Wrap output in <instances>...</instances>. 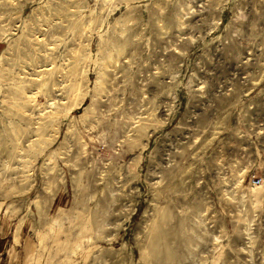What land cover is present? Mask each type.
<instances>
[{"label": "rangeland", "instance_id": "obj_1", "mask_svg": "<svg viewBox=\"0 0 264 264\" xmlns=\"http://www.w3.org/2000/svg\"><path fill=\"white\" fill-rule=\"evenodd\" d=\"M0 264H264V0H0Z\"/></svg>", "mask_w": 264, "mask_h": 264}, {"label": "built area", "instance_id": "obj_2", "mask_svg": "<svg viewBox=\"0 0 264 264\" xmlns=\"http://www.w3.org/2000/svg\"><path fill=\"white\" fill-rule=\"evenodd\" d=\"M260 182H261V178L260 177H254V178H252V183L254 185H259Z\"/></svg>", "mask_w": 264, "mask_h": 264}]
</instances>
